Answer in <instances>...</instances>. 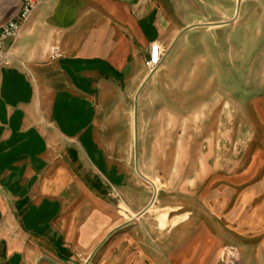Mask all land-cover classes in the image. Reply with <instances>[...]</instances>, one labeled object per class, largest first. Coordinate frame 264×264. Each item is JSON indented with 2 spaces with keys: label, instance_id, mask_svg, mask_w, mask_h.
<instances>
[{
  "label": "crops",
  "instance_id": "1",
  "mask_svg": "<svg viewBox=\"0 0 264 264\" xmlns=\"http://www.w3.org/2000/svg\"><path fill=\"white\" fill-rule=\"evenodd\" d=\"M21 6L0 0V28L18 18ZM170 26L162 0H45L20 38L7 41L11 64L0 70V264H124L118 259L126 233L144 226L137 220L126 227L93 169L110 179V154L130 152V113L149 77L150 47L173 38ZM53 48L60 59L51 60ZM111 179L125 201L141 190V180H126L120 164ZM130 210L133 220L141 212ZM179 220H165L171 243L180 234L176 251L166 252L172 263L216 259L217 226L211 232L193 213ZM135 252L125 254L127 264L136 257L155 263Z\"/></svg>",
  "mask_w": 264,
  "mask_h": 264
},
{
  "label": "rangeland",
  "instance_id": "2",
  "mask_svg": "<svg viewBox=\"0 0 264 264\" xmlns=\"http://www.w3.org/2000/svg\"><path fill=\"white\" fill-rule=\"evenodd\" d=\"M162 5L173 38L161 43L167 56L132 106L130 152L110 154V179L93 169L126 227L144 226L126 233L118 260L140 250L154 264H173L166 252L180 234L171 243L166 217L180 224L193 213L211 232L217 226L216 259L204 264H264V0ZM118 164L126 180L142 183L127 201L111 179ZM131 208H141L134 220Z\"/></svg>",
  "mask_w": 264,
  "mask_h": 264
},
{
  "label": "built area",
  "instance_id": "3",
  "mask_svg": "<svg viewBox=\"0 0 264 264\" xmlns=\"http://www.w3.org/2000/svg\"><path fill=\"white\" fill-rule=\"evenodd\" d=\"M45 0H21L22 6L18 18L10 20L0 28V70L11 64V56L5 50L7 41L16 42L26 25H28L37 8ZM167 56V50L158 43H153L150 47L149 59L146 62V68L149 74H152L161 67ZM62 54L57 48H53L51 52V60H57Z\"/></svg>",
  "mask_w": 264,
  "mask_h": 264
},
{
  "label": "water",
  "instance_id": "4",
  "mask_svg": "<svg viewBox=\"0 0 264 264\" xmlns=\"http://www.w3.org/2000/svg\"><path fill=\"white\" fill-rule=\"evenodd\" d=\"M219 25H221V24H217V26H219ZM156 72H157V70H156L155 72H153V73L151 74V76H153Z\"/></svg>",
  "mask_w": 264,
  "mask_h": 264
}]
</instances>
